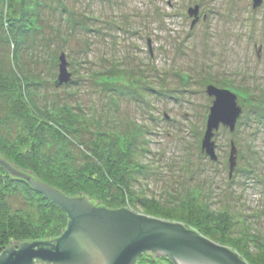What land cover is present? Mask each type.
I'll list each match as a JSON object with an SVG mask.
<instances>
[{
    "label": "rangeland",
    "instance_id": "obj_1",
    "mask_svg": "<svg viewBox=\"0 0 264 264\" xmlns=\"http://www.w3.org/2000/svg\"><path fill=\"white\" fill-rule=\"evenodd\" d=\"M61 56L70 80L56 86ZM209 87L241 109L233 131H212L215 159ZM0 151L21 170L37 155L38 177L68 195L264 264V0H0ZM4 170L9 243L58 237L66 213ZM150 253L137 264H173Z\"/></svg>",
    "mask_w": 264,
    "mask_h": 264
},
{
    "label": "water",
    "instance_id": "obj_2",
    "mask_svg": "<svg viewBox=\"0 0 264 264\" xmlns=\"http://www.w3.org/2000/svg\"><path fill=\"white\" fill-rule=\"evenodd\" d=\"M261 2L253 0V8ZM189 14L196 16L197 7L190 9ZM66 66L61 56L56 86L70 80ZM207 93L214 101L202 151L215 159L213 143L209 141L212 131L219 124L233 131L241 109L236 103L237 96L230 91L209 87ZM234 154L232 150L230 171L235 167ZM0 167L56 203L68 218L66 228L56 238L25 241L4 249L0 253V264H136L139 255H151L150 252L164 255L173 264H247L232 249L217 245L180 223L138 215L122 207L107 209L85 195L68 197L57 188L16 170L1 155Z\"/></svg>",
    "mask_w": 264,
    "mask_h": 264
},
{
    "label": "trees",
    "instance_id": "obj_3",
    "mask_svg": "<svg viewBox=\"0 0 264 264\" xmlns=\"http://www.w3.org/2000/svg\"><path fill=\"white\" fill-rule=\"evenodd\" d=\"M32 118V117H31ZM38 120V119H37ZM40 123H44V119H39L38 120ZM32 125H31V127L29 126V125H27V130L29 131V132H31L34 136H36V135H38V133H40V130L37 128L38 126V124L39 123H37V122H35V123H31ZM32 126H33V128H32ZM39 126L41 127L42 126V124H39ZM43 127V126H42ZM29 152L30 151H28V153H27V158H26V161H25V163H26V165H28V170H21V169H19L18 167H16L15 166V164H13L9 159H8V157H6L5 155H3L2 153H1V151H0V155L3 157V159L10 165V166H12V167H14L16 170H19V171H22V172H25V173H28V174H30L35 180H40V181H42L39 177H38V174H39V171L38 170H36L37 168L36 167H33V165H32V161H33V163L34 162H36L38 159H40L37 155H35V161L33 160V158H32V155H29ZM106 156H108V155H106ZM0 169H2L3 170V168H1L0 167ZM32 169V170H31ZM5 171V170H4ZM6 173H7V176H8V178H10L12 181L14 180V181H16V182H20L21 184H25V185H27V187H28V189H31L33 192H35V193H37L40 197H42V200H45V198L41 195V194H39L37 191H35L27 182H25L24 180H21V179H18V178H14V177H12V176H10V174H8V172L7 171H5ZM93 173H94V175L93 174H91V175H89V176H87V177H89L93 182L94 181H97L98 180V178H99V180L100 181H102L101 180V177L102 176H104L103 174H101L100 175V172H98L97 170H93ZM43 182H45V181H43ZM45 183H47V182H45ZM48 184H50V183H48ZM52 185V184H51ZM61 192H63L66 196H68V197H74V195H68V194H66L64 191H62V190H60ZM79 195H83V194H79ZM78 195V196H79ZM92 202H94L95 204H97V205H99V206H104L100 201H97V200H95V199H90ZM48 204H50V205H52V206H56V208L58 209V210H60V208L56 205V204H54L53 202H50V201H48V200H45ZM106 207V206H105ZM108 208V207H107ZM121 208V207H120ZM62 210V209H61ZM62 212H63V210H62ZM67 221V220H66ZM188 228V227H187ZM202 236V235H201ZM9 239H10V235L8 234V232H7V230H6V228L5 227H0V253L4 250V249H6L7 247H9V246H11V245H15V243L14 244H11V243H9ZM25 241H30V240H23V241H20V242H18V244L19 243H21V242H25ZM146 254V253H145ZM142 255V254H141ZM140 255V256H141ZM34 264H41L40 262H36V263H34ZM137 264V263H136Z\"/></svg>",
    "mask_w": 264,
    "mask_h": 264
},
{
    "label": "bare ground",
    "instance_id": "obj_4",
    "mask_svg": "<svg viewBox=\"0 0 264 264\" xmlns=\"http://www.w3.org/2000/svg\"><path fill=\"white\" fill-rule=\"evenodd\" d=\"M9 174V173H8ZM39 193V192H38ZM40 194V193H39ZM42 195V194H41ZM45 199H46V197L44 196V195H42ZM46 200H48V199H46ZM48 201H50V200H48ZM50 202H52V201H50ZM54 203V202H53ZM54 204H56V203H54ZM59 207V206H58ZM103 207H105V206H103ZM60 208V207H59ZM105 208H107V207H105ZM61 209V208H60ZM107 209H110V208H107ZM118 209V208H117ZM64 211V210H63ZM65 212V211H64ZM63 232V231H62ZM48 240H50V239H48ZM44 241H46V240H44ZM140 256V255H139ZM138 256V257H139Z\"/></svg>",
    "mask_w": 264,
    "mask_h": 264
},
{
    "label": "flooded vegetation",
    "instance_id": "obj_5",
    "mask_svg": "<svg viewBox=\"0 0 264 264\" xmlns=\"http://www.w3.org/2000/svg\"><path fill=\"white\" fill-rule=\"evenodd\" d=\"M67 222H68V218H67ZM67 225V224H66ZM41 264H46V263H44V262H40Z\"/></svg>",
    "mask_w": 264,
    "mask_h": 264
}]
</instances>
